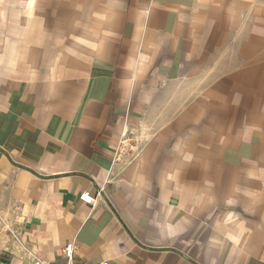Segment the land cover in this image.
Listing matches in <instances>:
<instances>
[{
	"label": "crops",
	"instance_id": "crops-1",
	"mask_svg": "<svg viewBox=\"0 0 264 264\" xmlns=\"http://www.w3.org/2000/svg\"><path fill=\"white\" fill-rule=\"evenodd\" d=\"M67 243L264 264V0H0V264Z\"/></svg>",
	"mask_w": 264,
	"mask_h": 264
},
{
	"label": "built area",
	"instance_id": "built-area-1",
	"mask_svg": "<svg viewBox=\"0 0 264 264\" xmlns=\"http://www.w3.org/2000/svg\"><path fill=\"white\" fill-rule=\"evenodd\" d=\"M80 200L83 203L91 204L92 206L95 205V198L89 193L88 190H84L82 194L80 195ZM64 257L67 260V264H72L73 261V244L67 243L65 244L61 249ZM87 264H108L106 260L97 261V262H90Z\"/></svg>",
	"mask_w": 264,
	"mask_h": 264
}]
</instances>
